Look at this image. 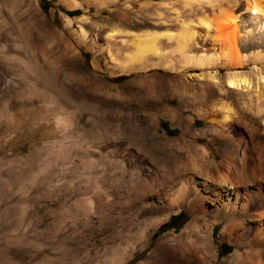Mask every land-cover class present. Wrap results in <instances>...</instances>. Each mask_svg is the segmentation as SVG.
<instances>
[{"label":"rangeland","instance_id":"obj_1","mask_svg":"<svg viewBox=\"0 0 264 264\" xmlns=\"http://www.w3.org/2000/svg\"><path fill=\"white\" fill-rule=\"evenodd\" d=\"M47 1L0 0V264L197 257L200 216L143 204L199 174L203 153L218 163L235 147L200 115L229 108L264 142L262 119L251 116L264 115L260 19L242 9V39L226 50L238 61L228 65L204 23L218 9L202 0ZM153 36L157 53L140 52L136 40ZM185 40L188 58L177 51ZM228 72L249 88L220 90ZM220 230L213 264H230L234 248Z\"/></svg>","mask_w":264,"mask_h":264},{"label":"bare ground","instance_id":"obj_2","mask_svg":"<svg viewBox=\"0 0 264 264\" xmlns=\"http://www.w3.org/2000/svg\"><path fill=\"white\" fill-rule=\"evenodd\" d=\"M202 1L218 9V14L213 17L212 21L208 19L209 22L206 21L205 17L201 18L203 21L205 20L207 34L213 31L214 40L211 44L214 42L217 50L222 53L218 52L216 58L229 53L226 52L227 48L236 52V46L242 39L239 23L243 21V18L240 19L242 9L252 15L253 20L259 18L260 27H264V0ZM253 9H258V11L253 12ZM185 34L192 38L195 31L187 29ZM249 35L250 32L247 31L245 36L249 37ZM186 44V40L179 42L177 51L187 57L184 54ZM260 45L252 44L249 47L258 48ZM136 47L142 53L149 51L157 53L155 36L146 40H136ZM225 57V63L228 65H233L238 61L235 53H229ZM193 60L197 61L198 59L194 58ZM211 77L214 78V75L212 74ZM262 78V85H264V77L262 76ZM217 85L220 90L225 87L228 92H234V89L239 88H249L246 79L238 76L235 72H228L227 79L224 82H218ZM228 109L224 115L200 116L207 124L206 127L209 126L225 139L230 138L235 142V147H228L229 150L225 147L224 152L226 150L227 152L222 154L218 163L215 161L217 160L215 156L212 160L203 153L200 159L201 165H199L202 170L199 174L189 173L183 178L184 180L176 184L173 192L157 191L150 195L146 204H143V207H149L156 212H176L180 207L187 206L192 214L200 216L204 220V230L201 233L191 228L196 237L198 255L197 257L189 255V258L182 264H191L192 262L193 264H213L218 259V247L214 240V229L217 224H221L219 239L221 241L227 239L234 248L230 255V264H264V142L261 140L254 142L256 129L245 128L246 125L241 126L239 123L241 115H234L235 113L228 112ZM251 116L257 122L262 119L264 127V115ZM193 124H195V120H193ZM234 133L237 136L232 138ZM164 180L162 179L163 186L159 184L160 186L165 187L171 183L170 186L173 187L169 179ZM168 247L170 251H174V243L169 241Z\"/></svg>","mask_w":264,"mask_h":264},{"label":"trees","instance_id":"obj_3","mask_svg":"<svg viewBox=\"0 0 264 264\" xmlns=\"http://www.w3.org/2000/svg\"><path fill=\"white\" fill-rule=\"evenodd\" d=\"M42 3H43L45 6H48V5H49V1H47V0H42Z\"/></svg>","mask_w":264,"mask_h":264},{"label":"clouds","instance_id":"obj_4","mask_svg":"<svg viewBox=\"0 0 264 264\" xmlns=\"http://www.w3.org/2000/svg\"><path fill=\"white\" fill-rule=\"evenodd\" d=\"M256 11H258V9H253V12H256Z\"/></svg>","mask_w":264,"mask_h":264}]
</instances>
